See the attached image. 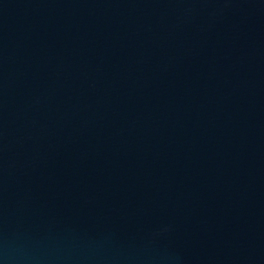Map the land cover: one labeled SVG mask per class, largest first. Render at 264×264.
<instances>
[{
	"label": "water",
	"instance_id": "1",
	"mask_svg": "<svg viewBox=\"0 0 264 264\" xmlns=\"http://www.w3.org/2000/svg\"><path fill=\"white\" fill-rule=\"evenodd\" d=\"M0 264H264V0H0Z\"/></svg>",
	"mask_w": 264,
	"mask_h": 264
}]
</instances>
